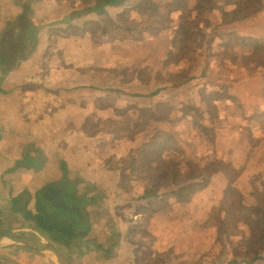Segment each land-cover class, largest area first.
<instances>
[{"label": "crops", "instance_id": "0c3cea01", "mask_svg": "<svg viewBox=\"0 0 264 264\" xmlns=\"http://www.w3.org/2000/svg\"><path fill=\"white\" fill-rule=\"evenodd\" d=\"M85 1L0 0V43L9 31L14 44L26 37L30 45L28 35L36 31L25 55L17 52L12 69L2 74L0 68V234L35 230L70 264H138L137 247L128 245L130 231L122 223V210L129 203L139 206L132 216L137 220L155 199L131 201L141 183L127 181L128 167L112 165L111 160L124 159L145 136L121 138L105 128L99 132L98 125L125 122L121 111L133 98L128 93L141 97L146 85L138 77L131 83L111 82L109 51L89 39L98 13ZM257 17L263 21L257 24L263 33L264 11ZM231 76L225 84L233 93L223 95L217 106L236 97L243 113H264V71L249 72L241 81ZM251 92L256 101L243 97ZM230 106L235 119V105ZM258 132L243 128L234 140L227 138L224 166L235 170L240 189L264 183V132L256 138ZM228 182L224 172L215 174L199 194L219 187L223 199ZM71 197H82L83 207L69 205ZM159 214L151 216L156 220ZM50 219L54 225L46 221ZM38 221L49 230L41 229ZM0 264L56 263L39 246L8 245L0 248Z\"/></svg>", "mask_w": 264, "mask_h": 264}, {"label": "rangeland", "instance_id": "374dc122", "mask_svg": "<svg viewBox=\"0 0 264 264\" xmlns=\"http://www.w3.org/2000/svg\"><path fill=\"white\" fill-rule=\"evenodd\" d=\"M77 1L82 3V0ZM100 1L90 0L87 5L95 7ZM136 1L139 0H129V6L126 4L96 14V22L89 28V39L97 40L106 53L109 51L110 59L106 61L112 67L111 82L131 83L138 77L146 85L138 94L141 97L128 93L133 98L128 100V108L121 111L125 122L98 125L101 127L98 131L103 133L105 128V132L111 131L117 137L128 139L145 136L134 150L146 142L152 149L142 151V155L151 154L159 147L157 138L163 142L171 140L170 136L174 134L175 142L184 152L183 161L202 166L216 159L224 165V148L230 145L228 137L234 140L243 128L258 129L256 138L264 132V113L259 116L243 113L236 97L228 100L225 106L223 103L221 107L217 106L223 95L227 97L233 93L225 84L230 81L231 73L241 81L249 72L264 71V57L259 59L261 55L258 58L248 47L232 46L233 33L241 31L261 38L260 46L264 47V31L262 33L257 27L263 23L257 22V14L262 11L246 22L232 24L227 22L231 12L222 11L227 0H141L140 10L134 6ZM150 5L155 11L147 9ZM127 9L129 12L120 17ZM106 16L117 26L132 27L135 31L105 25ZM14 39L10 35L9 40L13 42ZM243 97L250 102L258 98L252 92ZM204 99L208 100L209 106L215 107L210 108L211 116ZM230 105H235L233 109L238 113L235 119L231 117ZM188 107L194 109L189 112ZM200 125L207 130L203 131ZM130 153L127 152L122 160H111L112 165L128 167L129 182L134 179L130 167L126 166ZM234 172V169L226 168L229 182L236 181ZM165 178L160 175L156 184L164 185ZM263 185L255 182L252 187L240 189L233 183L232 190L226 194L231 201L226 208L232 211L236 220H224L219 187L196 193L184 204L162 201L160 208L163 210L156 220L150 210H142L141 217L136 220L133 213L141 209L129 203L122 210L126 217L122 223L127 224L130 231L129 248L137 247L138 264H249L255 256L251 246L245 245L244 237L256 232L255 221L264 214ZM144 189V185L134 188L131 201L152 200L150 197L144 199V193H149L147 189L150 188L143 193ZM127 190L131 192L132 189L128 187ZM238 193L243 209L238 207ZM263 260L264 257L253 264H264Z\"/></svg>", "mask_w": 264, "mask_h": 264}, {"label": "trees", "instance_id": "16d2710c", "mask_svg": "<svg viewBox=\"0 0 264 264\" xmlns=\"http://www.w3.org/2000/svg\"><path fill=\"white\" fill-rule=\"evenodd\" d=\"M90 1V0H89ZM89 1H85V4ZM129 0H101L100 2L95 4V9L97 13H101L104 7H120L126 6ZM141 0L136 1L134 6H137V9H141L142 5L140 4ZM144 5V3H143ZM225 9L222 11L224 13L230 11L231 16L229 17L228 23H239V22H246L248 19L254 17L258 12L264 11V0H244V1H237V0H227L225 2ZM234 5V7H231ZM127 6H129L127 4ZM135 9V10H137ZM147 9L150 11H155L154 6L150 5ZM130 9H127L120 17H124L126 13L129 12ZM119 17V16H118ZM105 25H114V27H118L122 31L134 30L132 27H123L117 26L110 17L106 16L104 20ZM94 25V24H91ZM124 29V30H123ZM143 31V30H142ZM144 32V31H143ZM9 31H6L2 36V43H0V68L2 74L11 70L14 66L12 64L13 61H16L15 57L18 55L17 52H23L26 50V47L31 46V38L36 33V31H30L28 37L30 38V45L26 44V37L22 43L14 44L9 40L10 34ZM131 36V35H130ZM232 40L234 44H230L233 47H248V49L255 54L258 58L261 55V58L264 57V47L260 46L261 38L251 36L248 33H244L241 31H236L232 35ZM251 53V54H252ZM25 55V54H24ZM185 77H188L185 75ZM187 80V79H186ZM188 81V80H187ZM205 106L209 110V115H212L210 112V108H214V106L208 104V100L204 99ZM194 108L188 107L189 112H191ZM203 131H206V127L200 125ZM170 136V134H168ZM175 135H171V140L161 141L160 138H157L156 141L158 144V148L153 149L151 154L142 155V151L146 149H152V145L148 142L141 145V147L137 148L132 155L129 157L127 166L130 167L131 172L133 173L134 180L141 183V186L144 185V190L147 189L149 193H144V199L150 197L155 199V201L150 204L151 207H148L146 210H150L152 213L161 212L163 208H160L162 201L170 202L174 200L177 203H188L191 198L196 194L199 193L201 190L206 188L209 184L211 177L218 173H225L226 168L222 164V162L216 161L213 159L212 161L205 162L204 165L201 166L198 163H194L192 161L184 160V152L174 140ZM130 163V164H129ZM151 163V164H150ZM153 163V164H152ZM160 175H165V184L164 185H157L156 178ZM228 178V176H227ZM235 180H231L228 182L227 187L224 191L223 200L221 202V209L225 213V221L228 218H232V220H236L235 215H232V211L226 208L227 205L230 204V200L226 197V194H229V191L232 190V184ZM167 190L166 193H160L163 190ZM234 192L237 193V189L234 188ZM161 190V191H160ZM146 196V197H145ZM69 199V205L73 206L76 203H79L80 208L83 207V200L82 197H71ZM164 198V199H163ZM236 199H238V207L243 209L244 206L242 205L241 201L242 197L238 193ZM240 199V200H239ZM75 208V207H74ZM246 208V207H245ZM166 209V211H168ZM38 211L43 213V210L40 208ZM240 211V210H239ZM40 216V213H39ZM49 224H55V220H46ZM255 223L258 225L257 230L252 235H247L244 237V241L246 242L245 245L248 247L251 246L252 248V255L255 257L248 261L249 264H253V262L262 259L264 257V214L259 217ZM38 226L41 229L49 230L47 225L43 224L41 221H38ZM83 224H81L82 227ZM84 226V225H83ZM64 229V228H61ZM52 232V231H51ZM61 233V231H59ZM262 256V258H261Z\"/></svg>", "mask_w": 264, "mask_h": 264}, {"label": "water", "instance_id": "95a60500", "mask_svg": "<svg viewBox=\"0 0 264 264\" xmlns=\"http://www.w3.org/2000/svg\"><path fill=\"white\" fill-rule=\"evenodd\" d=\"M33 234L34 237L27 236ZM8 245L43 248L56 264H70L65 256L46 237L35 230L16 229L0 234V248Z\"/></svg>", "mask_w": 264, "mask_h": 264}]
</instances>
